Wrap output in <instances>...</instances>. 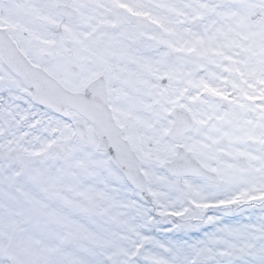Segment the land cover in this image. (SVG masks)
<instances>
[{
	"label": "snow or ice",
	"instance_id": "6c2138e0",
	"mask_svg": "<svg viewBox=\"0 0 264 264\" xmlns=\"http://www.w3.org/2000/svg\"><path fill=\"white\" fill-rule=\"evenodd\" d=\"M0 264H264V0H0Z\"/></svg>",
	"mask_w": 264,
	"mask_h": 264
}]
</instances>
